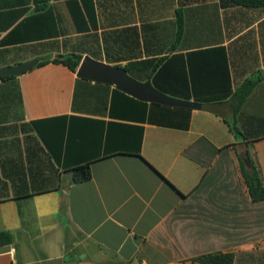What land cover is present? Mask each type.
<instances>
[{
	"label": "crops",
	"instance_id": "1",
	"mask_svg": "<svg viewBox=\"0 0 264 264\" xmlns=\"http://www.w3.org/2000/svg\"><path fill=\"white\" fill-rule=\"evenodd\" d=\"M0 9H27V36L39 35L0 47V69L75 54L127 66L144 82L165 64L181 69L169 61L179 55L191 93L216 85L212 69L230 78L214 112L188 109L185 130L159 124L170 114L173 122L172 111L62 64L0 81V232L12 236L0 264H198L208 253L264 264V201L248 197L239 161L250 160L264 184V8L0 0ZM221 48L223 63L207 52ZM246 79L254 85L235 111ZM86 163L91 178L73 183L70 171Z\"/></svg>",
	"mask_w": 264,
	"mask_h": 264
},
{
	"label": "trees",
	"instance_id": "2",
	"mask_svg": "<svg viewBox=\"0 0 264 264\" xmlns=\"http://www.w3.org/2000/svg\"><path fill=\"white\" fill-rule=\"evenodd\" d=\"M231 5L241 6L245 8H264V0H226ZM34 18H27V9H0V34L7 32L0 40V47L4 45H15L27 42V40H35L39 38L37 36H27V22H32ZM183 30V22L180 12L177 10V39L181 35ZM220 54H217V52ZM211 53L212 59L215 58L216 62L223 63L226 61V54L224 49H213L207 51ZM213 53V54H212ZM216 53V54H215ZM181 56L176 55L170 58L172 64L181 69H151V72L146 78H151L152 85L160 92L167 94L171 97L190 100L193 98L196 102L202 104V108L208 111H215V106L218 102L225 100L230 94V78L228 69H212L215 70L217 75L216 85L211 89H208L206 95L203 97L198 96L195 91L191 93L186 79V70L184 64L180 62ZM81 61V57L75 54L58 55L51 59L39 60L35 67L44 66L48 63L62 64L67 67L71 72L76 73V70ZM130 76L135 79L141 80L137 76L130 73L131 69L127 66L123 68ZM26 72V71H25ZM15 79L13 75L0 76L1 82H8ZM254 82L246 79L242 82L241 87L234 93V97L238 99L237 105L234 106L235 111L238 109L240 103L246 98L247 94L251 90ZM155 107H159L161 110L169 111L175 114L174 121L170 122L172 115L170 114L169 120L161 118L159 124L171 128L187 129L189 123L190 111L185 108H169L159 104H152ZM233 132H238L237 128L231 125ZM139 156V154H137ZM240 161V171L243 179V183L246 188V193L252 202L264 201V184L261 182L260 174L257 167L249 160V166L246 167L242 158ZM72 182L82 183L88 181L91 178L90 165L88 163L84 165H78L71 171ZM27 196V195H26ZM12 243V236L7 232H0V246L8 245ZM232 253H208L200 255L194 258L193 261L198 264H233Z\"/></svg>",
	"mask_w": 264,
	"mask_h": 264
},
{
	"label": "water",
	"instance_id": "3",
	"mask_svg": "<svg viewBox=\"0 0 264 264\" xmlns=\"http://www.w3.org/2000/svg\"><path fill=\"white\" fill-rule=\"evenodd\" d=\"M38 59L23 62L17 66L0 69V76H19L38 64ZM76 77L93 82L113 85L117 90L143 102L155 103L167 107L200 110V103L171 97L157 90L150 79L144 82L138 81L130 76L125 70L105 64L84 56L76 70Z\"/></svg>",
	"mask_w": 264,
	"mask_h": 264
}]
</instances>
